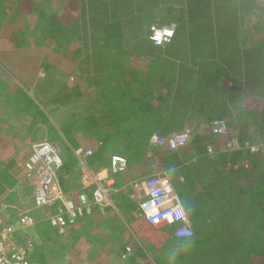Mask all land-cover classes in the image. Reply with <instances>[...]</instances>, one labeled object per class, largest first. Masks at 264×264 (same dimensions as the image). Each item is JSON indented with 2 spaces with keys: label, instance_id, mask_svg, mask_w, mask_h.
<instances>
[{
  "label": "trees",
  "instance_id": "obj_1",
  "mask_svg": "<svg viewBox=\"0 0 264 264\" xmlns=\"http://www.w3.org/2000/svg\"><path fill=\"white\" fill-rule=\"evenodd\" d=\"M263 14L264 0H0V103L15 115L0 112V181L21 134L14 124L28 118L32 137L64 145L62 185L76 196L74 148L90 135L94 169L107 167L115 153L128 159L118 188L149 175L146 162L170 173L194 235L179 238L174 225L156 228L138 217L156 264H264V157L230 151L229 137L209 127L190 136L188 150L152 143L153 135L180 133L195 117L224 119L242 141L264 134ZM251 16L258 18L255 32L242 37ZM154 25L174 28L173 41L155 45ZM20 43L22 49L15 47ZM30 46L44 57L29 70L42 69L49 78L53 68L64 69L71 76L54 89L52 79L39 82L32 92V83L14 69ZM57 54L65 57L61 66ZM58 110L65 111L62 121L55 118ZM239 160L247 166H234ZM114 196L125 215L138 211L122 192ZM36 217L30 262L56 264L47 258L58 236L43 212ZM57 259L67 264L64 252Z\"/></svg>",
  "mask_w": 264,
  "mask_h": 264
},
{
  "label": "built area",
  "instance_id": "obj_2",
  "mask_svg": "<svg viewBox=\"0 0 264 264\" xmlns=\"http://www.w3.org/2000/svg\"><path fill=\"white\" fill-rule=\"evenodd\" d=\"M175 35L176 31L172 27L154 25L151 27L150 39L155 45L164 46L170 44ZM208 123L212 134L229 137L226 147L230 151H247L251 156L264 157V134L259 135L256 140L242 141L237 131L224 119L215 118ZM195 131V125L189 124L180 133L153 135L152 143L170 150H181L188 145L190 136ZM208 149L213 152L212 146H208ZM93 151V148L82 145L74 148V154L80 162L81 190L73 196L64 189L60 176L65 164L62 144L58 140H38L31 143V154L23 163L26 178L34 179L33 200L19 206L0 204V264H31L29 256L34 244L29 232L37 223L34 211L43 212L51 226L62 235L96 206H115L113 195L117 189V179L120 174L129 170L128 159L120 153L112 154L109 165L95 171L88 163V156ZM148 156L154 157L152 152ZM240 165L247 166L243 160L237 161L234 166ZM130 185L134 188L133 196L139 203L141 215L150 224L174 225V234L179 238L194 235L190 214L169 172L156 171L133 179ZM13 206L17 211L16 216L9 211ZM17 231L22 233V243ZM130 250L131 247L128 246L127 251Z\"/></svg>",
  "mask_w": 264,
  "mask_h": 264
},
{
  "label": "crops",
  "instance_id": "obj_3",
  "mask_svg": "<svg viewBox=\"0 0 264 264\" xmlns=\"http://www.w3.org/2000/svg\"><path fill=\"white\" fill-rule=\"evenodd\" d=\"M3 76L4 72L1 74V77ZM0 108L7 109L4 105L2 106L1 103ZM13 116L15 115L13 114ZM21 118L22 117H20V120ZM22 119H24L23 126L25 129L23 131L20 130L21 134L13 140V152L15 151V155L8 163L6 178L3 181H0V204L5 203L19 206L21 203L33 200L34 188L32 184L34 179L26 178L23 162H25L31 154V143L41 139L39 137H32V135L28 133L30 121L28 118ZM193 119H196L197 121L200 118L195 117ZM196 121H190L189 123L193 124L196 123ZM20 124V121L14 124L15 128L17 127L19 129ZM1 127H4V125H0V128ZM198 133L200 132L197 131V134ZM38 134H40V132ZM41 135L42 133L40 136ZM87 137H89V140L92 139L90 135ZM91 142V148H93V150L96 149L94 139ZM188 148L191 149V146ZM188 148L186 150H188ZM73 155L78 170L77 183L79 190H81L79 185L80 162L76 155ZM91 168L94 169V167ZM94 170L99 171L101 169ZM156 171H159V169L155 165V167L152 168V173ZM130 182L124 183L119 188L117 187L114 195L118 191L122 192L127 198L136 204L138 208V211L136 212L125 215L121 208L116 205L114 199L115 196L113 195L115 206H96L90 213L80 218V220L88 218V222L82 221L71 225L64 235L58 234L48 222L51 231L58 236V239L56 240L57 243L53 246V251L47 258L48 263L57 262L56 264H62L58 261L63 260L57 258L63 256L64 252L65 262H67V264H156L153 260V250L149 248L152 246V243L149 238L146 237L149 234L145 235L144 231L139 228L140 218L138 217H141L142 215L140 213L139 203L133 196L134 188H132ZM117 184L116 186H118ZM9 211L11 212V215H17L14 206L10 208ZM33 214L37 216L38 212L34 211ZM145 221L150 226L156 228L167 226L165 224L156 226L150 224L147 220ZM36 230L37 223L31 228L30 232H36ZM36 234L37 233L32 234L31 236L35 237ZM128 246L131 247V251L128 253L130 255L124 257ZM140 247H145V256Z\"/></svg>",
  "mask_w": 264,
  "mask_h": 264
},
{
  "label": "rangeland",
  "instance_id": "obj_4",
  "mask_svg": "<svg viewBox=\"0 0 264 264\" xmlns=\"http://www.w3.org/2000/svg\"><path fill=\"white\" fill-rule=\"evenodd\" d=\"M259 11L261 13L262 12V9H257L255 11V13H257ZM261 18L264 19V14L262 15ZM257 21H258V18L257 17L251 16V17L246 18V21L244 23V26L241 29L242 30V37H248L249 38L250 36H252L254 34L255 29L253 27V24L255 22H257ZM41 43H42L41 45L44 44L43 41H41ZM64 45L67 46V41H66V43H64ZM16 46L19 49L20 48L21 49L23 48L22 47V44L21 45L15 44V47ZM61 56H63V55H58L57 54L55 56V59L57 61H59V66H61V63H62ZM43 57H44V51L41 48L30 46L29 49H25L24 50V52L22 53V57L20 59L14 61L15 62L14 69L17 72L19 71L20 76L22 74L25 75L26 76L25 79L28 78V82L29 83H32V85H31L32 92L35 91L36 84L39 83V82H43L45 80L46 81L47 80L49 81V79H52L49 82L52 83V88L54 89L58 85L59 82H64V80L66 81L68 79V77L71 76V75L68 76V73H66V70H64V69H62V70L61 69L55 70L53 68L51 74L49 75V78L46 76V73L42 69H39V70H29L30 69L29 67H32L34 65H40L43 62ZM24 62H27L28 66H25V65L23 66V63ZM1 74H2V72H0V77H1ZM0 111L4 114V117L5 118L8 117L7 115L13 116V114L10 111H8L7 109H1L0 108ZM54 115H55L56 120L62 121L63 118H64V116H65V111L64 110H58ZM191 121L194 122V121H196V119H193ZM20 123L21 124L19 126V130H22L23 131L25 129L24 126H23L24 119L21 118ZM4 124H5V121H2L0 125H4ZM193 124L195 125V130H196L195 132L197 133V131H199L200 134L201 133L203 134L205 131H207V127H208V124L209 123L207 122V118H200V119H198L196 121V123H193ZM88 138L89 137H87V136H83V137H81V141H82V144H83L84 147L91 148L92 147V142L91 141L93 140V136H92V139L91 140H89ZM63 147H64V145H63ZM187 148L188 147H185V148L181 149L180 151L186 150ZM152 168H151V165L149 167L148 162L145 163V169H146L147 172H150L149 175L152 174ZM122 174H120L119 176L121 177ZM146 176H148V175H146Z\"/></svg>",
  "mask_w": 264,
  "mask_h": 264
},
{
  "label": "bare ground",
  "instance_id": "obj_5",
  "mask_svg": "<svg viewBox=\"0 0 264 264\" xmlns=\"http://www.w3.org/2000/svg\"><path fill=\"white\" fill-rule=\"evenodd\" d=\"M62 235H64V234H62Z\"/></svg>",
  "mask_w": 264,
  "mask_h": 264
}]
</instances>
